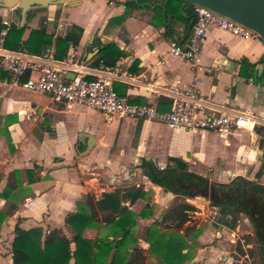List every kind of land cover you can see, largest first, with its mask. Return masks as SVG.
<instances>
[{
  "label": "crops",
  "instance_id": "1",
  "mask_svg": "<svg viewBox=\"0 0 264 264\" xmlns=\"http://www.w3.org/2000/svg\"><path fill=\"white\" fill-rule=\"evenodd\" d=\"M124 1L50 4L44 10L36 9L28 21L25 18L23 37H27L32 27L41 25L42 16L47 19L46 30L54 35H65L75 23L82 27L75 44L80 59L92 70L103 66L91 63L99 48L114 41L123 51L115 64L135 74L134 81L115 80V89L132 101L168 109L174 93L193 84V65L168 53L172 39L186 43L195 18L193 5L181 0H159L127 6ZM126 11L121 21H111ZM0 15L17 22L4 7H0ZM49 19L56 20L57 25L49 23ZM48 46L55 51L54 44ZM201 62L204 69L198 72L196 86L207 100L250 113L259 120H250L247 126L233 127L227 132L171 128L163 122L133 116L108 121L98 110L56 101L47 93L10 84L7 75L0 77V190L11 179L26 189L19 193L14 212L1 224L0 252L8 250L6 245L10 249L5 256L0 253V264H13L10 250L16 222L23 228L60 227L68 234L64 218L76 209L78 201L85 199L86 193L98 198L103 192H123L137 186L142 188L140 197L133 202L126 198L124 203L137 213L135 228L138 243L146 254L144 264H158L141 235L153 220L162 219L173 200L165 205L157 196L141 166L143 159L164 167L175 164L172 157H178L186 162L188 170L207 175L210 180L212 170L227 175L234 170L230 180L243 177L264 184V136L256 129L264 126V38L244 39L208 26ZM67 73L71 77L72 72ZM35 94L37 98L33 97ZM87 134L92 137L90 146ZM204 148L206 152L210 150L206 158L202 156ZM14 169H19L20 175L9 177ZM27 169L33 171L32 180L28 179ZM207 204L196 202L202 208ZM5 205V199L0 198V208ZM189 215L190 219L178 229L180 232L193 224L194 215L190 212ZM102 224L101 221L96 228L87 227L84 235L97 236ZM196 227H201L195 238L197 244L181 264H243L238 251H229L219 242L206 245L212 231L198 223ZM229 230L227 225H221L216 236L221 238ZM234 255L238 257L236 260Z\"/></svg>",
  "mask_w": 264,
  "mask_h": 264
},
{
  "label": "trees",
  "instance_id": "2",
  "mask_svg": "<svg viewBox=\"0 0 264 264\" xmlns=\"http://www.w3.org/2000/svg\"><path fill=\"white\" fill-rule=\"evenodd\" d=\"M189 3L188 0H181ZM157 3L159 0H125L127 6L143 3ZM191 4V3H189ZM166 9L168 6L164 3ZM194 6V4H191ZM20 15V9L15 7ZM177 11L176 7L172 8ZM35 8L28 9L26 21L34 14ZM128 11V10H127ZM127 11L111 21H121ZM41 25L32 27L23 37L27 22L19 25L12 22L4 35L3 44L12 49H24L32 53H40L46 46L54 44L55 56L62 57L69 44H77L82 27L72 23L65 35H54L45 28L47 21L42 16ZM4 25L1 22L0 30ZM172 32V31H171ZM123 53L122 49L114 41L104 43L97 54L91 60L95 65H114ZM88 62V61H87ZM7 75L0 70V77ZM258 132L264 136V126H256ZM137 132V131H136ZM175 164H167L160 167L151 160L143 159L141 166L148 177L163 184L178 194L186 196L190 193H203L208 188L210 203L224 209L223 219L226 225H232L229 216L234 219L235 212L244 211L251 219L258 238L264 241V223L255 215V211L249 206L247 199L240 201L229 197L227 190L219 189L208 178L187 169V164L181 158L172 157ZM28 179H33V171L26 170ZM20 175L19 169L10 172V176ZM243 182L250 180L241 177ZM252 188L258 192H264V184L252 182ZM19 186V187H18ZM18 189V191H17ZM26 189L11 179L0 190V198H4L6 205L0 208V228L8 215L12 214L20 200L19 193ZM142 194L140 186L129 188L123 192L119 190L103 192L96 198L92 193H86L83 201L77 202L76 209L68 212L64 218L68 229L66 234L60 227L43 230L41 226L23 228L18 222L14 225V236L11 241V259L13 264H144L146 254L144 248L138 243L139 235L136 232L135 219L137 213L124 203L126 198L133 202ZM195 205L182 201L169 207L162 219L153 220L147 225L141 237L148 243L147 251L154 255L158 264H181L189 258L193 252V246L197 244L195 238L201 231V227L195 224L184 227L183 232L178 229L185 221L190 219L189 211L194 210ZM141 213H145L143 210ZM263 219V218H262ZM264 220V219H263ZM103 222L102 230L95 237L84 235L87 227H97ZM105 231V232H103ZM189 240H192L191 243ZM192 244V247H191ZM187 248V251H183ZM264 261V245L260 247Z\"/></svg>",
  "mask_w": 264,
  "mask_h": 264
},
{
  "label": "built area",
  "instance_id": "3",
  "mask_svg": "<svg viewBox=\"0 0 264 264\" xmlns=\"http://www.w3.org/2000/svg\"><path fill=\"white\" fill-rule=\"evenodd\" d=\"M193 11L195 18L186 43L183 45L172 39L168 49L169 54L193 65V84L175 92L168 109L132 101L127 95L118 92L114 81H134L135 74L120 64L103 65L92 70L80 59L75 44H70L62 57H56L51 46L45 47L40 53L6 47L3 44L4 35L13 20L2 16L4 26L0 30V70L7 73L6 79L10 84L47 93L56 101L85 105L101 112L108 121L133 116L163 122L171 128L227 132L233 127L247 126L250 120H259L250 113L210 103L196 83L199 80L198 72L204 69L201 62L202 43L208 26H216L244 39L260 35L242 22L206 6L194 4ZM68 71L74 72V76L69 77ZM90 73L92 76H89Z\"/></svg>",
  "mask_w": 264,
  "mask_h": 264
},
{
  "label": "rangeland",
  "instance_id": "4",
  "mask_svg": "<svg viewBox=\"0 0 264 264\" xmlns=\"http://www.w3.org/2000/svg\"><path fill=\"white\" fill-rule=\"evenodd\" d=\"M45 7H35V10L36 9L44 10ZM9 9L10 8L4 7V10H8L9 12H11L14 19L17 22H19L20 15L16 11V9L15 8H11L12 10ZM32 25L37 26V24H34V22H32ZM33 97L37 98L36 94ZM206 153L210 154V150L208 149L206 152V149L204 148V151L202 152V156L205 158H206ZM205 172H207V170ZM218 172L219 171L212 170V173L210 174V178L215 184H220L221 182L224 183L223 188L234 186L236 184L241 185L244 183L242 180L238 179L237 177H234V179L230 180L229 176L231 175H227L225 172H223V174H219ZM253 181L256 182L255 180ZM187 198L190 199L188 200ZM172 200L173 201L171 205H175L182 201H187L195 205V209L189 211L191 214L194 215V217L191 218V222H193V224L195 225L197 223L201 224L203 228L206 226V229L209 228L213 233L211 234L210 238L206 240V245L208 244L214 245L219 242L224 244L229 251H231V249L238 251L241 257H243L242 258L243 264H264L260 252V247L264 245V241L259 239L258 235L254 233L252 222L250 221L249 217L246 214L242 212H238V213L235 212L234 214H232L234 216V219H232V217L229 216L232 225L231 227L228 225L227 226L231 229V231L229 230V234L224 233L223 236L219 238L216 236V232L219 230L221 225L226 226L223 219V213L225 211L224 209H221L218 206H213L210 202L207 205H205L203 208L199 207L198 205L195 204L197 202L196 198L189 197L184 194H176L172 198ZM233 231H236L235 237L232 236V234L234 233ZM5 248H8V250L7 251L3 250L4 251L3 253L0 252L3 256H5L10 249L8 245H6ZM246 253L247 255H245ZM237 258L238 257L234 255V259L236 260Z\"/></svg>",
  "mask_w": 264,
  "mask_h": 264
},
{
  "label": "water",
  "instance_id": "5",
  "mask_svg": "<svg viewBox=\"0 0 264 264\" xmlns=\"http://www.w3.org/2000/svg\"><path fill=\"white\" fill-rule=\"evenodd\" d=\"M80 0H0V7L5 8H15L20 9V22L19 25L24 23L26 18V12L28 9L35 7H45L50 4H55L60 6L61 4L74 5ZM191 4H199L211 8L219 13L230 16L235 20L242 22L246 26L255 30L261 37L264 38V0H188ZM49 23H52L53 26L57 25L56 20L49 19ZM68 76H70L67 73ZM74 76L72 72L71 77ZM89 138L87 140V146H90L92 141L91 135L87 134ZM233 177L235 171L229 172ZM208 178V177H207ZM210 180V179H209ZM152 187L155 189L157 196L165 205H169L172 198L178 194L174 192L171 188L160 184L156 181L151 180ZM207 191L201 193H190L189 197H194L198 201L210 202L208 188ZM245 193V192H244ZM262 192L259 193L257 199L260 200ZM231 198L233 195L231 193Z\"/></svg>",
  "mask_w": 264,
  "mask_h": 264
},
{
  "label": "flooded vegetation",
  "instance_id": "6",
  "mask_svg": "<svg viewBox=\"0 0 264 264\" xmlns=\"http://www.w3.org/2000/svg\"><path fill=\"white\" fill-rule=\"evenodd\" d=\"M202 176H204V175H202ZM204 177L207 178L208 176L206 175ZM210 181L213 184H215L212 180H210ZM252 182L253 181L250 180V182H244L241 185L236 184L234 186H230L233 189L228 192V195H229V197H231V193H232L234 199H237V200H240V201H243V200L245 201V199H247V201L249 202V206L254 209L255 215L257 217H259V219H261V221H263V223H264V220H263L264 219V194H263L264 192H262V196H261L260 200H258L257 199V196L259 195L260 192L255 191L252 188V185H253ZM215 185L216 186H218V185L220 186L219 189H218V191H220V189H224V190H227L228 189V187L223 188L224 183H222V182L220 184H215ZM206 203H209V202H206ZM240 212L246 214L244 211H240ZM249 219H250V217H249ZM250 221H251V219H250ZM252 225H253V223H252ZM253 230H254V233H256L255 232V229H254V225H253ZM232 236L235 237V234L233 233ZM235 240H233V241H235ZM246 255H247V253H246Z\"/></svg>",
  "mask_w": 264,
  "mask_h": 264
}]
</instances>
